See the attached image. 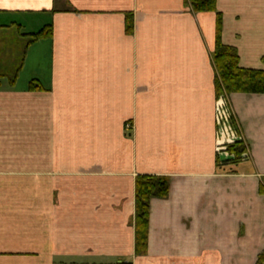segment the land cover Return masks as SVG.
I'll use <instances>...</instances> for the list:
<instances>
[{"label": "crops", "instance_id": "1", "mask_svg": "<svg viewBox=\"0 0 264 264\" xmlns=\"http://www.w3.org/2000/svg\"><path fill=\"white\" fill-rule=\"evenodd\" d=\"M215 8L238 65L264 70V0ZM45 25L50 36L29 42ZM213 33L214 13L185 0H0V34L20 40L0 49V264H254L264 94L227 95L246 149L227 161L216 149ZM139 174L169 185L149 200L137 256Z\"/></svg>", "mask_w": 264, "mask_h": 264}, {"label": "trees", "instance_id": "2", "mask_svg": "<svg viewBox=\"0 0 264 264\" xmlns=\"http://www.w3.org/2000/svg\"><path fill=\"white\" fill-rule=\"evenodd\" d=\"M185 2L192 12L214 13L213 48L210 61L213 68L212 88L215 99L223 98L225 104L229 108L226 101V97L229 93L264 94V70L240 67L238 65V56L235 49L221 42V16L215 8V0H185ZM131 30V13H125L124 31L126 34H130ZM50 34V25H45L32 35L29 42L37 38L49 37ZM12 83L13 80H9V84ZM26 89L35 90L40 89V87L35 80H29ZM230 120L233 128L236 130L232 114L230 115ZM225 150L231 156L227 161L236 163L243 159L242 154L245 153L246 149L243 142L239 139L228 143L225 146ZM215 163H218L217 158L215 159ZM168 185L169 179L163 175L139 174L134 178V211L132 218L134 255L140 256L146 252L149 200L151 198H165L168 192ZM257 192L264 195V175H262L258 181ZM262 263H264V244L256 255L254 264Z\"/></svg>", "mask_w": 264, "mask_h": 264}, {"label": "built area", "instance_id": "3", "mask_svg": "<svg viewBox=\"0 0 264 264\" xmlns=\"http://www.w3.org/2000/svg\"><path fill=\"white\" fill-rule=\"evenodd\" d=\"M227 105L223 98H218L214 107V116L216 131L219 138L218 144L216 146L217 152L223 151L221 157H231L225 150V146L228 143L239 140V136L235 129L233 128L230 120V110L227 109ZM245 153L242 154V157L245 158ZM220 158V157H219Z\"/></svg>", "mask_w": 264, "mask_h": 264}, {"label": "rangeland", "instance_id": "4", "mask_svg": "<svg viewBox=\"0 0 264 264\" xmlns=\"http://www.w3.org/2000/svg\"><path fill=\"white\" fill-rule=\"evenodd\" d=\"M0 35H2V36H0V38L3 37V40H1V42H0V49L7 48V51H8L9 49H13V48H17L18 47V44L20 43V40H13L12 42L9 41L10 38H8L9 37L8 35H11V34H8L6 36H4L5 34H0Z\"/></svg>", "mask_w": 264, "mask_h": 264}]
</instances>
